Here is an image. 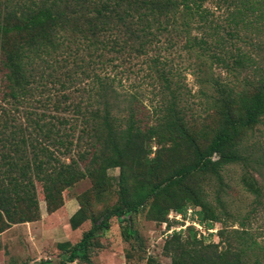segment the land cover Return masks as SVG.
Returning <instances> with one entry per match:
<instances>
[{
    "label": "trees",
    "instance_id": "trees-1",
    "mask_svg": "<svg viewBox=\"0 0 264 264\" xmlns=\"http://www.w3.org/2000/svg\"><path fill=\"white\" fill-rule=\"evenodd\" d=\"M139 63L149 108L120 87ZM262 131L264 0H0V233L39 219L37 187L50 214L87 180L68 226L89 228L58 244L57 264H90L113 220L136 240L140 211L159 225L188 208L219 224L217 242L172 232L168 264H264V225L250 226L264 214ZM233 167L244 212L230 208Z\"/></svg>",
    "mask_w": 264,
    "mask_h": 264
},
{
    "label": "rangeland",
    "instance_id": "rangeland-1",
    "mask_svg": "<svg viewBox=\"0 0 264 264\" xmlns=\"http://www.w3.org/2000/svg\"><path fill=\"white\" fill-rule=\"evenodd\" d=\"M138 66L139 72L134 69L135 72L129 74L127 78L122 76L124 78L120 81V87L124 92L139 90V98L142 105L149 108V103L152 100V87L149 85L148 79H144L143 64L139 63ZM183 76V82L188 87H191V76L187 72ZM192 90L194 91V87H192ZM262 132L264 133V131ZM107 174L111 178L112 183H114L117 169H110ZM226 174L228 175L226 182L232 189L230 208L233 211L244 212L245 207L252 198L243 192L237 184L239 169L237 167L228 168ZM88 188L89 183L85 179L75 183L62 193V206L48 214L44 210L40 189L37 187L39 219L31 223L11 225L0 233V264H36L44 260L48 264H57L63 259L58 244L76 243L80 239L81 233L89 228L88 221L83 222L74 230H71L68 226V218L77 209L76 196ZM112 199L113 197L109 199L108 203H111ZM97 209H99V206ZM186 222L189 221L182 217L178 221H167L166 226L163 227L162 224L156 225L151 221H147L144 218V211H140L134 216L132 226V229L136 232L137 239L125 241L121 236L123 223L120 225L116 220H113L108 230L97 238V245L91 247L89 253L90 264H145L147 257L154 258L160 264H168V258L161 253L163 241L172 232L180 231L184 234L187 228L185 227ZM262 225H264V214L258 213L254 221H251L250 226L254 229ZM218 228L219 224L215 223L211 228L213 230L211 233L199 234L203 237L210 234L209 241L215 243L217 242L215 233ZM202 232H204L203 229ZM66 264L85 263L75 260Z\"/></svg>",
    "mask_w": 264,
    "mask_h": 264
},
{
    "label": "built area",
    "instance_id": "built-area-1",
    "mask_svg": "<svg viewBox=\"0 0 264 264\" xmlns=\"http://www.w3.org/2000/svg\"><path fill=\"white\" fill-rule=\"evenodd\" d=\"M182 217H185V219L189 221V222H186L185 227L191 226V227L197 232V236L200 235L199 233L204 234L205 232H206V233H211V231H213L212 229H207V230H205V229L203 228V226L200 225V224L196 221V217L192 214V209H191V208H188V209L186 210L184 216L181 215V214H177V213H175V212H171V211L167 214V220H168V221H171V220L178 221V220H180ZM162 225H163V227H165V226H166V223H162ZM202 229H203L204 232H202ZM177 231H178V230H177ZM214 232H215V230H214ZM212 233H213V232H212Z\"/></svg>",
    "mask_w": 264,
    "mask_h": 264
}]
</instances>
